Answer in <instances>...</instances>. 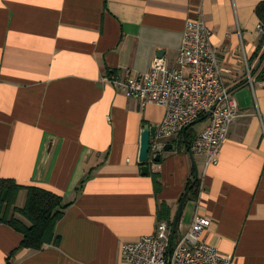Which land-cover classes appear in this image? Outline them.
<instances>
[{
    "label": "crops",
    "instance_id": "obj_1",
    "mask_svg": "<svg viewBox=\"0 0 264 264\" xmlns=\"http://www.w3.org/2000/svg\"><path fill=\"white\" fill-rule=\"evenodd\" d=\"M262 3L0 0V180L49 189L70 205L57 224L59 245L24 249L11 264H121L124 244L156 232L162 206L174 221L195 173L202 185L184 205L180 233L198 210L212 222L210 245L235 264H264ZM200 16L241 118L218 165L193 160L178 135L163 140L173 149L150 160L145 175L142 133L166 110L143 108L104 80L148 72L160 50L176 68L186 24ZM26 200L22 191L18 207ZM22 240L0 225V264Z\"/></svg>",
    "mask_w": 264,
    "mask_h": 264
},
{
    "label": "built area",
    "instance_id": "obj_2",
    "mask_svg": "<svg viewBox=\"0 0 264 264\" xmlns=\"http://www.w3.org/2000/svg\"><path fill=\"white\" fill-rule=\"evenodd\" d=\"M259 29L262 31L263 26ZM211 38L212 30L200 16L186 24L176 68H171L166 58L157 57L144 74L104 80L120 94L138 100L143 108H165V118L151 143L149 161L154 164L155 156L164 150V139L182 135L191 124L209 114V125L190 150L205 158L206 168L218 165L223 146L241 118L239 102L223 80ZM248 73L251 75L249 66ZM211 225V220L197 210L189 230L180 233L169 255L172 224L160 222L153 235L122 246L121 264H235L233 256L221 253L204 240Z\"/></svg>",
    "mask_w": 264,
    "mask_h": 264
},
{
    "label": "trees",
    "instance_id": "obj_3",
    "mask_svg": "<svg viewBox=\"0 0 264 264\" xmlns=\"http://www.w3.org/2000/svg\"><path fill=\"white\" fill-rule=\"evenodd\" d=\"M257 13L264 24V3L259 5ZM261 42H264V35ZM262 59H264V56ZM181 136L183 137V134ZM197 137L194 127H190L186 133L187 142L183 138L185 145L187 146L188 144L187 147L191 148ZM189 152H191V150H189ZM154 177L156 186L158 187V179L156 176ZM195 181L196 184L190 191L187 200L197 197L200 192L202 179L198 173L193 174L191 181L188 183L187 192ZM22 191L27 192V200L25 206L20 208L18 207V200ZM69 206V204L65 203L63 196L49 189L39 186L21 185L14 180L1 179L0 225H9L23 235L20 246L11 252L7 258L6 264H11L12 259L24 249L40 251L48 245H59L60 237L56 234L57 224L63 218ZM164 221L173 225L171 214L167 206H162L159 212V223ZM179 239L180 230L178 228L174 246Z\"/></svg>",
    "mask_w": 264,
    "mask_h": 264
},
{
    "label": "water",
    "instance_id": "obj_4",
    "mask_svg": "<svg viewBox=\"0 0 264 264\" xmlns=\"http://www.w3.org/2000/svg\"><path fill=\"white\" fill-rule=\"evenodd\" d=\"M164 55H165V50H160L158 52V57H164ZM209 116L210 115L207 114L202 119L195 121L193 124H191L183 132V138H184V140L186 142H187V139H186L187 130L190 127H192V126L194 127L195 125H197V124L201 123L202 121L206 120ZM157 129H158L157 126H146L145 129H144V131H143V133H142L141 149H140V162L143 163V164H147L149 162L150 150H151V143H152V140L156 137ZM187 146H188V144H187ZM171 149H173V146H171V145H167V146L164 147V150L165 151H169ZM188 149L190 150L189 147H188ZM191 156H192V158L194 160L193 154ZM154 160H155V162L159 163L161 161V154L156 155L155 158H154ZM142 172L145 175L148 174L149 173V167L147 165H145L142 168ZM196 181L193 183V185L191 186V188L189 189V191L183 197L182 202L180 204V207L178 209L177 215H176V217H175V219L173 221L172 232H171V239H170V247H169V255L172 254L173 244H174V241H175V238H176V233L178 231L179 224H180V221H181V214H182L184 205H185V203H186V201L188 199V196H189L190 191L195 186Z\"/></svg>",
    "mask_w": 264,
    "mask_h": 264
},
{
    "label": "rangeland",
    "instance_id": "obj_5",
    "mask_svg": "<svg viewBox=\"0 0 264 264\" xmlns=\"http://www.w3.org/2000/svg\"><path fill=\"white\" fill-rule=\"evenodd\" d=\"M209 119L210 118H207L206 120H204L201 123H199V124H197V125L194 126V129L197 132V135H198V132L201 131L205 127V124H206V122H208Z\"/></svg>",
    "mask_w": 264,
    "mask_h": 264
}]
</instances>
